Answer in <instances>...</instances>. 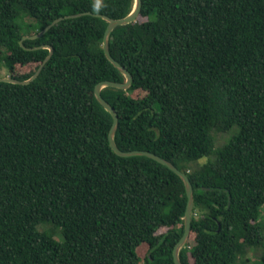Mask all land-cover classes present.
Returning <instances> with one entry per match:
<instances>
[{
  "label": "trees",
  "instance_id": "trees-1",
  "mask_svg": "<svg viewBox=\"0 0 264 264\" xmlns=\"http://www.w3.org/2000/svg\"><path fill=\"white\" fill-rule=\"evenodd\" d=\"M109 50L131 74L100 92L114 141L169 161L193 187L182 264H264V0H141ZM134 0H0V264H175L182 179L110 147L102 49ZM21 19L20 23L17 21ZM232 130L229 139L218 136ZM216 145V146H215ZM204 156L207 161L198 163Z\"/></svg>",
  "mask_w": 264,
  "mask_h": 264
},
{
  "label": "water",
  "instance_id": "water-1",
  "mask_svg": "<svg viewBox=\"0 0 264 264\" xmlns=\"http://www.w3.org/2000/svg\"><path fill=\"white\" fill-rule=\"evenodd\" d=\"M141 3H142L141 0H134L133 7H132L131 11L127 15L120 17V18H111V17L106 16L104 14L92 13L90 11H83V12H78V13H74V14H68L65 16H59V17L55 18L50 24L46 25L42 30L38 31L36 34H34V35H23L22 38L20 39V43L22 45L23 39L34 38V37H38V36L42 35L53 23L57 22L58 20H60L64 17H71V16H77V15H83V14H93V15L99 16V17H101L107 21V25H106V28L104 30L103 38H102V49H103V52H104L106 58L125 77V80L123 82L112 81V80H102L94 86V95H95L97 101L104 107V109H106L111 114V117H112V123H111L110 129H109V132H108L109 145H110L111 149L119 156L145 155V156H148L152 159H155L156 161L167 166L170 170L175 172L182 179L184 187H185V191H186V196H187L185 212H184V227H183V233H182L181 237L175 243L173 250H172V257H173L174 263L175 264H182L180 259H179V251H180V248L187 242L188 236L190 233L191 209H192V204H193V187H192V184H191L188 176L183 171L179 170L171 161H169L168 159H166V158H164V157H162V156H160V155H158L152 151H148V150H144V149H133V150H126V151L121 150L116 145V143L114 141V133H115L117 125H118L117 112L110 105V103H108V101H106L102 97L101 92H100L101 88L104 86H111V87H115V88L126 89L127 87H129V85L131 83L132 76H131L130 72L122 64H120L116 59H114L110 53L109 37H110L111 31L116 26L123 25V24L129 23V22L135 20V18L137 17V15L140 11ZM41 47L48 48L49 52L45 56V58L42 60V62L40 63L37 70L28 79L18 80V79L11 78L9 76H4V77H0V81L27 83L30 80H32L33 78H35L37 76V74L39 73V71L41 70L43 64L48 60V58L50 57V55L52 53V47L50 45L44 44V45H41ZM153 264H158V263H153Z\"/></svg>",
  "mask_w": 264,
  "mask_h": 264
},
{
  "label": "rangeland",
  "instance_id": "rangeland-1",
  "mask_svg": "<svg viewBox=\"0 0 264 264\" xmlns=\"http://www.w3.org/2000/svg\"><path fill=\"white\" fill-rule=\"evenodd\" d=\"M95 1L97 3L100 2V0H95ZM17 21L20 23L21 19L19 18ZM21 31H23L25 33L24 35H26L27 30H26V28L24 26H22ZM4 76H8L7 75V71H6V69L4 67H0V77H4ZM232 133H233L232 130L228 131V132H225V133H221L218 136V140H217L218 143L229 139V137L231 136ZM209 158H211V156H208V157L204 156V157H202V158H200L198 160V163H203V162L207 161ZM261 210H262V213H261V216H260V220L263 221V219H264V206L261 207ZM248 257H249V259H252V260H248V262L246 264H261V259L260 258H255V255L253 253H248Z\"/></svg>",
  "mask_w": 264,
  "mask_h": 264
}]
</instances>
